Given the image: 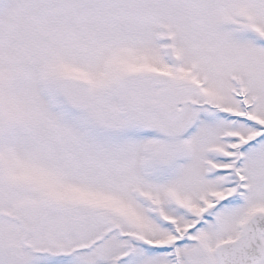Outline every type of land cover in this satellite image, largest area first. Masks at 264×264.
Wrapping results in <instances>:
<instances>
[{"label": "snow or ice", "instance_id": "obj_1", "mask_svg": "<svg viewBox=\"0 0 264 264\" xmlns=\"http://www.w3.org/2000/svg\"><path fill=\"white\" fill-rule=\"evenodd\" d=\"M0 264H264V0H0Z\"/></svg>", "mask_w": 264, "mask_h": 264}]
</instances>
